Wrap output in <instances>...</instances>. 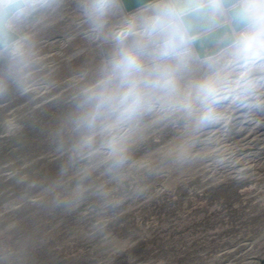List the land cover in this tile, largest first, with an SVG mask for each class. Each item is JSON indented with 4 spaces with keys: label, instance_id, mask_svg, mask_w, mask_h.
Instances as JSON below:
<instances>
[{
    "label": "rangeland",
    "instance_id": "374dc122",
    "mask_svg": "<svg viewBox=\"0 0 264 264\" xmlns=\"http://www.w3.org/2000/svg\"><path fill=\"white\" fill-rule=\"evenodd\" d=\"M93 2L40 0L9 20L0 264H215L216 206L228 221L264 212V0L217 55L110 96L98 44L123 36L124 13Z\"/></svg>",
    "mask_w": 264,
    "mask_h": 264
},
{
    "label": "water",
    "instance_id": "95a60500",
    "mask_svg": "<svg viewBox=\"0 0 264 264\" xmlns=\"http://www.w3.org/2000/svg\"><path fill=\"white\" fill-rule=\"evenodd\" d=\"M114 2L124 13L123 20L141 18L147 9L153 30L141 38L144 43L139 45V51L135 53V65L120 60L118 55L122 47H127L128 36L123 35L98 44L99 73L102 76L100 83L105 96L125 91L127 87L121 84L139 71L150 69L152 75L162 76L173 72L192 58L202 60L213 57L229 47L237 34L249 25L247 12H241L236 7L239 0ZM149 5L158 6L159 11L149 9ZM13 16L14 13L6 16L0 10V54L18 41L20 32L7 25V21ZM216 209V229L222 250L215 264H264V252H261L264 241L259 240L264 231V212H250L237 220L228 221L219 205ZM255 217L257 218L253 220Z\"/></svg>",
    "mask_w": 264,
    "mask_h": 264
},
{
    "label": "clouds",
    "instance_id": "9594fccd",
    "mask_svg": "<svg viewBox=\"0 0 264 264\" xmlns=\"http://www.w3.org/2000/svg\"><path fill=\"white\" fill-rule=\"evenodd\" d=\"M40 6V0H19V2H4L0 3V10H2L5 15H12L13 13L17 18H24L29 14L34 13L37 8ZM110 5L105 2V0H94L93 3L88 5V8L91 9L94 13L103 15ZM236 7L241 12H246L248 9L253 7L252 5L245 2V0H239V3ZM149 9L154 11H159L158 6L149 5ZM148 10H145V13L141 18H131L125 20L121 27L123 28V35L128 36L129 40L126 42L127 47H122L118 55L120 60L135 65L136 64V55L139 51V45L144 43L141 39L148 32L152 31V20L148 16ZM240 41L243 42L246 39L244 34H241L239 37Z\"/></svg>",
    "mask_w": 264,
    "mask_h": 264
},
{
    "label": "bare ground",
    "instance_id": "6f19581e",
    "mask_svg": "<svg viewBox=\"0 0 264 264\" xmlns=\"http://www.w3.org/2000/svg\"><path fill=\"white\" fill-rule=\"evenodd\" d=\"M3 2H4V1H3ZM113 8H114V9H115V8H116V9H120V8L117 7L116 3L114 4ZM120 10H121V9H120ZM11 18H12V17H11ZM11 18H10V19H11ZM10 19H9V20H10ZM9 20L7 21V25H8L9 27H11V28H14L13 26H11V25L8 24V23H9ZM15 29H16V28H15ZM221 51H222V50H221ZM208 58H211V57H208ZM205 59H206V58H205Z\"/></svg>",
    "mask_w": 264,
    "mask_h": 264
},
{
    "label": "crops",
    "instance_id": "0c3cea01",
    "mask_svg": "<svg viewBox=\"0 0 264 264\" xmlns=\"http://www.w3.org/2000/svg\"><path fill=\"white\" fill-rule=\"evenodd\" d=\"M157 46V45H156ZM261 252H263V251H261ZM247 264H255V263H253V262H250V263H247Z\"/></svg>",
    "mask_w": 264,
    "mask_h": 264
}]
</instances>
